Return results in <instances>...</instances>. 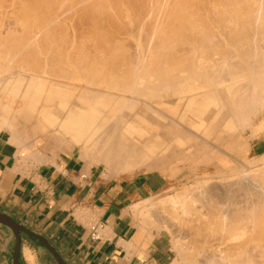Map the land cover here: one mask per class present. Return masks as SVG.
I'll use <instances>...</instances> for the list:
<instances>
[{
  "label": "bare ground",
  "instance_id": "1",
  "mask_svg": "<svg viewBox=\"0 0 264 264\" xmlns=\"http://www.w3.org/2000/svg\"><path fill=\"white\" fill-rule=\"evenodd\" d=\"M44 73L74 81L82 77L87 86L80 88V101L49 84L53 81L42 78ZM103 85L145 96L147 103L162 99L175 112L186 100L181 123L194 117L198 132L221 122L231 130L252 126L258 133L264 129V119L254 123L264 111V0H0V104L20 101L32 108L31 114L81 143L109 169L147 163L167 145L160 128L140 113L134 114L139 123L124 118L123 108L134 109L138 100L95 90ZM143 108L168 119L151 105ZM211 111L212 126H205ZM10 121L5 116L0 124ZM186 137L183 132L170 147L186 146ZM253 174L203 187L198 195L209 202L199 207L192 206L188 193L152 202V208L159 204L170 212L172 206L175 215H194L179 216L180 226L167 219L161 223L188 233L187 245L197 255L186 256L179 248L186 264H264V171L263 177ZM219 195L226 204L217 201ZM146 203L140 214L148 223L152 208Z\"/></svg>",
  "mask_w": 264,
  "mask_h": 264
},
{
  "label": "crops",
  "instance_id": "2",
  "mask_svg": "<svg viewBox=\"0 0 264 264\" xmlns=\"http://www.w3.org/2000/svg\"><path fill=\"white\" fill-rule=\"evenodd\" d=\"M3 99L9 101L8 96ZM6 106L0 104V119L11 118L9 125L0 124V213L23 230L16 233L0 222V264H60L56 255L64 264H174L171 236L163 231L149 234L135 218L143 201L155 200L169 185L166 176L154 172L122 178L108 175L116 167L99 163L100 158L85 152L81 143L77 146L58 128H52L49 136L30 121L23 120L19 126L20 121L14 122L18 115L12 119V113H5ZM23 107L17 108L19 115L23 110L28 117L37 115L31 114V107L32 112ZM200 133L190 132L186 146L170 147L181 134L169 138L167 149L178 150L182 155L178 162L185 165L192 143L201 152ZM62 138H72L74 143ZM245 144L251 155L263 156L264 132ZM164 149L134 169H116L125 173L142 168L175 170L174 163L165 160L168 150ZM84 154L94 155V162ZM94 227H98V239L91 236Z\"/></svg>",
  "mask_w": 264,
  "mask_h": 264
},
{
  "label": "rangeland",
  "instance_id": "3",
  "mask_svg": "<svg viewBox=\"0 0 264 264\" xmlns=\"http://www.w3.org/2000/svg\"><path fill=\"white\" fill-rule=\"evenodd\" d=\"M14 69L15 70L17 69V71L21 70L20 72H22L23 74H26V75L34 74L33 71L30 70L28 72V70L26 71V69L21 68V67H17ZM41 76H42V78L47 79L48 81H50V80L53 81V82H50L49 84L54 85L57 88H62V89L64 88L67 90L66 92L73 93L74 94V97H73L74 100L73 101H77V100L80 101L79 96H80V93L82 91L80 88L87 86L86 81L82 77H80L79 79L74 81V80H70V79H64V78L57 77L54 74L50 75L48 73H44ZM55 81L60 82L61 84L60 83L55 84L54 83ZM138 81L140 82L141 79H139ZM105 87L107 88L108 86H106V85L97 86L96 87L97 89L95 88V90H98L99 92H101V91L106 92L105 94L111 93V94L118 95V96L120 94H122V95L125 94V96L128 99L134 98V99L138 100L137 101L138 103L134 107V109L131 110L128 107L123 108V112H122L123 117L125 116L124 118H126L130 121L138 122V121H136L134 114L140 113V114L144 115L146 117V119L151 124H154L160 128V132L163 135L164 139H166V140L169 138H174V137L178 136L179 134H182L183 132L186 135H189L190 132H198V131H196L195 126H194L195 125V118L194 117L191 118L192 120H183L181 123L180 118H183V117L180 116V113L181 112L183 113L182 110H184V108H185L184 106H186V103H187L186 100H183L180 104L175 106L176 110H177V112H175L174 111V105H172L170 108H166L165 106H163L164 100H162V99L156 98L153 100L154 101L153 103H147L146 100H148V99L146 98V100H145L144 99L145 96H143V98H142V96H136L132 92L124 93L123 91H120V90L119 91L118 90H111V89L109 90V89H106ZM6 100H8V99H6ZM17 102L19 103L20 101H17ZM18 103L15 104L14 106H12V108H6L7 112H11L14 116L18 115V117H17L18 119L14 122L20 121L21 123L19 126H23V120L30 121L32 123V125L40 126L42 128V130L47 133V135L52 136V134L54 133L52 128L49 127L43 121L42 117L39 118L38 115H32V117H28V115H29V114L27 115L28 111H25V110H23V113H22L23 115L22 114L19 115L20 112L17 113V108H21L20 107L21 105H19L20 103L19 104ZM146 104L153 106L154 109L159 111L163 116H166L168 119L166 121H162V119L160 117H157L158 116L157 113L154 114V112L150 111V110L146 112L145 111L146 108H143L146 106ZM127 108H128V110H127ZM158 108H160L161 110ZM112 109H113L112 105L108 106L106 113L110 114L113 111ZM213 114H214V112L211 111V113L207 115V117L205 119L206 126H207L208 122L211 121V119H212L211 117ZM163 116H161V117L163 118ZM165 118L163 120H165ZM263 119H264V111L259 113L254 118V123L260 122ZM32 125H27V127L31 128ZM148 128L151 131L155 130V128L152 129V127L150 125H148ZM202 130L199 131V132H201L200 134L202 135V139H203V142L200 145L201 146V152H198V148L195 147V145H192L193 144L192 143L191 147L188 150V151H190V156L188 157L186 155L187 160L185 162L186 163L185 165L183 163L178 162V159L182 158V155L179 154L180 152L178 150L165 153V155H167V159H165V160L168 162L171 161L172 163H174V166L176 167L175 170H174V168L172 171H171V169H168V171L166 172V171H164L163 168H158V169L153 170V171L142 168V169H137L133 172H127V173L119 172L117 170L108 172L106 170L107 174L112 175L113 177H118V178L131 177L137 173H142V172L161 173L164 176H166L168 181H169V185L159 195H157L156 197L153 198L155 200L149 201V203H146L148 207L150 206L152 208V202L159 201L163 198L168 197L169 195H173V196L176 195L177 196L179 194H187V193L192 196V197L190 196V202L192 201V203H194V205H192V206L197 205L196 207H199L198 206L199 203H202L204 201L206 203L209 202V201H206V199L209 198V197H206V195H203V196H205L204 199L202 198L203 196L198 195L200 193V191H201L200 195L202 194V192L204 191V188L206 189V188H208V186L221 187V186L226 185V184H232V183H235L236 181L242 180L243 177L247 175V173L251 174V172H252V174H253L254 172H256V170H258L255 173V174H257L258 172L260 173L261 171H264V161H261V159L264 158V156L263 157L262 156L261 157H255V156L251 155L248 152V147L245 144L246 142H248V139L255 138V137L259 136L260 134H262L264 132V129L260 130L258 133H255L252 126H250V127L245 128V129H239V130L232 131V130H229L228 128H226L223 123L217 122V123H215L214 126H212V128H210V130L208 132H206V130L205 131L203 130V133H204L203 134ZM186 138H189V136H187ZM62 139L67 141V142L69 141L71 143H74V142L70 141V139H68V138L67 139L62 138ZM74 144H76V143H74ZM171 154H174L175 157H170ZM85 157L94 162V159L92 156L85 155ZM179 169L181 170V172H179ZM251 169H252V171H251ZM259 173L257 174L258 176H260L262 174V173L261 174H259ZM255 174H253V175H255ZM258 176H255V177H257V178L263 177V176H260V177H258ZM231 181H235V182H231ZM228 182H230V183H228ZM199 187H200V189L197 190V188H199ZM202 188H203V190H202ZM196 192H197V194H196ZM194 194H196L197 196L194 197L195 196ZM217 195L216 194L214 195L215 196L214 201L218 197ZM236 195L237 194L233 195V197H235ZM214 196H212V197H214ZM237 196H239V195H237ZM198 197H200V200H198L199 199ZM212 197H211V203H213ZM191 198H194V199L196 198L195 202L193 201L194 199L191 200ZM221 198L222 197L220 196L218 198L220 200H217V201L219 202V201L223 200L222 201L223 203L222 202H219V203L220 204L221 203L226 204L227 203V202L225 203L226 197H223L224 199L223 198L221 199ZM236 198L238 199V197H236ZM240 198H242V196ZM229 199H230V197H229ZM229 199L227 198V200H229ZM235 200L236 199H234L233 201H235ZM238 200L240 201L241 199H238ZM230 201H232V199ZM237 201L235 203H239ZM228 203H229V201H228ZM189 204H191V203H189ZM169 206H171V205H169ZM196 207H192V208H196ZM160 208H161V210H160ZM164 208L159 206V204L154 205V207L152 208V211H151L152 212L151 213L152 214L151 220L148 221V223H147V221H145L143 215L139 214L138 212L135 213L136 214L135 218L138 222V225L146 227V229H143V230L147 231L149 234H151L150 233L151 231L153 232V235H155L161 231L168 233L172 238L174 249L176 251V260H175L174 264H186V262L183 258V255L180 256L179 251H180V249H182L183 251L185 250L184 251L185 254L186 253L189 254V255L186 254V256L191 255V257H194L193 254L195 256L197 255L191 249L192 244L190 246L187 245V244H189L187 242L191 243V240H190L191 238L189 239V237L187 235L188 233L186 232L187 233L186 234L185 231H184L185 234H183V232L179 233V232L174 231L170 227H166L162 224H165L163 221L173 220V222L177 221V224L175 223L177 226H180V224H179L180 221L182 219L188 220V217L191 216V214L188 216V214L186 215L184 212H181V211L178 212L177 211L178 213H177V215H175V213L172 209V206H171V211L174 214L170 213L171 211L169 212L167 206H164ZM169 209H170V207H169ZM196 211L197 210L195 209V211H193L191 213H194ZM179 213H181V215L183 213L184 214L181 216ZM170 215L172 216V218ZM174 215H175V217H174L175 219L173 218ZM176 216L178 218H176ZM192 216L194 217V215H192ZM183 217H185V218H183ZM191 217H190V219H191ZM154 219H155V221H154ZM179 219H181V220H179ZM186 220L182 221L183 225L186 222ZM150 222H151V224H150ZM152 223L156 224L157 227L154 226V224H152ZM188 223H189V221H188ZM188 223H186L184 226L187 227ZM158 224H161L164 227H159ZM183 225H181V226H183ZM185 227H183L184 230H185ZM177 249H178V251H177ZM188 251H190V253ZM197 259H199V257ZM200 260L202 261L204 259H201V256H200ZM200 260H199V262H200ZM208 263H206V264H208ZM201 264H205V263L201 262ZM210 264H212V263H210Z\"/></svg>",
  "mask_w": 264,
  "mask_h": 264
},
{
  "label": "water",
  "instance_id": "4",
  "mask_svg": "<svg viewBox=\"0 0 264 264\" xmlns=\"http://www.w3.org/2000/svg\"><path fill=\"white\" fill-rule=\"evenodd\" d=\"M0 222L7 224L10 226L16 233L19 232V230H23L18 224H16L14 221H12L10 218H8L6 215L0 213ZM58 261L60 264H64L59 256H57Z\"/></svg>",
  "mask_w": 264,
  "mask_h": 264
},
{
  "label": "built area",
  "instance_id": "5",
  "mask_svg": "<svg viewBox=\"0 0 264 264\" xmlns=\"http://www.w3.org/2000/svg\"><path fill=\"white\" fill-rule=\"evenodd\" d=\"M92 238L94 239H98L99 238V234H98V227H94L93 232H92Z\"/></svg>",
  "mask_w": 264,
  "mask_h": 264
}]
</instances>
